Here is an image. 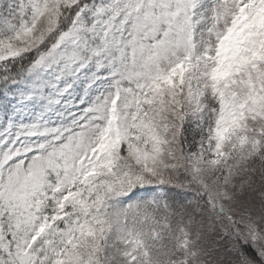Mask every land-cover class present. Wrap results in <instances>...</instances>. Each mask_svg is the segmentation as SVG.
I'll return each instance as SVG.
<instances>
[{
  "label": "snow or ice",
  "instance_id": "6c2138e0",
  "mask_svg": "<svg viewBox=\"0 0 264 264\" xmlns=\"http://www.w3.org/2000/svg\"><path fill=\"white\" fill-rule=\"evenodd\" d=\"M0 264H264V0H0Z\"/></svg>",
  "mask_w": 264,
  "mask_h": 264
}]
</instances>
